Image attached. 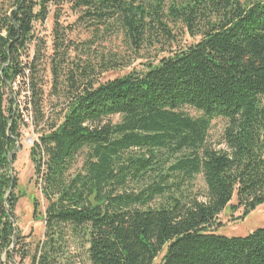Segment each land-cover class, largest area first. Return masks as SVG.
I'll list each match as a JSON object with an SVG mask.
<instances>
[{"label":"trees","instance_id":"1","mask_svg":"<svg viewBox=\"0 0 264 264\" xmlns=\"http://www.w3.org/2000/svg\"><path fill=\"white\" fill-rule=\"evenodd\" d=\"M153 2L0 0V264H264V228L212 231L227 207L243 220L264 204V0H183L167 18L199 40L101 82L124 61L102 41L120 34L136 54L149 36L172 39ZM64 7L89 33L80 45ZM48 19L50 53L34 34ZM20 90L45 204L33 203L34 246L15 231ZM215 119L225 149L207 144Z\"/></svg>","mask_w":264,"mask_h":264},{"label":"rangeland","instance_id":"2","mask_svg":"<svg viewBox=\"0 0 264 264\" xmlns=\"http://www.w3.org/2000/svg\"><path fill=\"white\" fill-rule=\"evenodd\" d=\"M183 0H158L160 5V12L163 16L161 19L162 23L165 24L167 29L172 36L171 40H160L157 41L156 38L147 37L144 45L141 47L140 51L136 54H132L128 49L127 43L124 42L122 35H117L110 40H105L101 42V47L104 48L105 53H116L117 56H123V65L113 71H108L101 75V82L106 80H112L116 77L123 76L131 71L140 70L144 63L158 62L159 59L172 55L179 49H183L190 44H194L199 40V36H192L191 33L185 28L181 23L172 22L171 18L167 15L169 10L173 6H179ZM248 2H254L259 0H246ZM148 3L154 4L153 0H148ZM77 15L69 11L68 7H64L62 10L60 23L63 26H69L74 31L69 35V39L73 41L74 45H80L83 41L89 39V33L77 26L75 23ZM52 21L48 19L44 24L36 25L34 34L37 36L39 42L45 44L46 52L50 53L52 36H51ZM34 52V46L30 47V55ZM73 55V54H72ZM50 77L47 73V85L45 86V92L49 91ZM22 88V86L20 85ZM19 87L15 86L14 90L18 92ZM21 96L20 110L24 118V126L21 128V139L17 144L20 146L16 152V161L12 166V169L17 177V190L16 193L22 195V197L17 202L15 208L16 223L15 228L18 229L22 236L25 237V241L32 243V246L36 242L43 239L44 226L42 221L37 219L39 214L44 211V202L40 195L39 185L34 177V166L29 158V151L33 143L37 141V134L34 132L31 126L30 115L25 109V90H20ZM190 115L194 116L196 113L190 109H185ZM112 123H117L119 121L118 117H112L109 119ZM225 121L221 119H215L212 121L210 131L208 133L207 144L215 150L225 149L224 145H220L221 135L225 128ZM194 184L192 186V191L200 195L201 191L204 189V184L200 176L193 180ZM38 203L37 211L39 214L33 217V203ZM235 203V198L233 197L230 204ZM241 215V210L231 211L228 207L219 214L216 218V222L212 231L215 234H219L225 237H244L252 233L258 228H264V204L256 208L243 220H236ZM163 254H160L155 260L154 264H159L160 259ZM23 264H26L24 262Z\"/></svg>","mask_w":264,"mask_h":264},{"label":"water","instance_id":"3","mask_svg":"<svg viewBox=\"0 0 264 264\" xmlns=\"http://www.w3.org/2000/svg\"><path fill=\"white\" fill-rule=\"evenodd\" d=\"M20 148V146H18V148L17 149H19ZM15 231H17V229L15 228Z\"/></svg>","mask_w":264,"mask_h":264}]
</instances>
